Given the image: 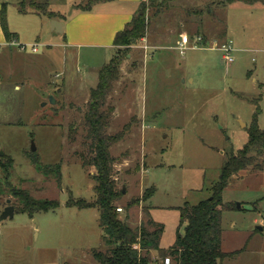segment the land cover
<instances>
[{
  "label": "rangeland",
  "instance_id": "obj_1",
  "mask_svg": "<svg viewBox=\"0 0 264 264\" xmlns=\"http://www.w3.org/2000/svg\"><path fill=\"white\" fill-rule=\"evenodd\" d=\"M21 1L0 0V6L8 5L9 29L20 36L16 46L0 45V160L4 155L13 159L11 185L60 205L32 217L14 213L0 220V264H98L92 250L107 249L99 210L68 207L66 201L69 191L88 202L96 199L94 169L83 164L82 155L89 156L84 114L99 69L88 68L94 81L80 85L86 64L74 53L65 54L62 36L51 32L53 20L20 13ZM36 1L60 12L56 18L86 2ZM144 7L145 39L131 46L107 98L114 106L108 132H123L110 148L117 188H125L116 202L122 208L119 218L128 216L136 227L147 221L144 210H151L164 226L160 245L167 248L175 240L178 207L209 198L229 152L247 142L256 102L264 128V0H146ZM196 36L202 41L195 43ZM189 38L181 52L179 42ZM35 43L38 50L32 51ZM223 43L232 45L231 62L223 58ZM100 50L87 54L105 64L108 49ZM32 151L44 165L62 163L61 184L37 170L29 158ZM257 161L263 162L264 154ZM151 187L155 192L144 201ZM8 199L16 202L0 167V214ZM222 199L234 207L222 211V251H243L219 264H264V163L235 175ZM130 200L136 202L126 208ZM152 258L158 259L157 252Z\"/></svg>",
  "mask_w": 264,
  "mask_h": 264
},
{
  "label": "trees",
  "instance_id": "obj_2",
  "mask_svg": "<svg viewBox=\"0 0 264 264\" xmlns=\"http://www.w3.org/2000/svg\"><path fill=\"white\" fill-rule=\"evenodd\" d=\"M99 1L108 0H86L85 4L79 3L76 7L90 10L92 5ZM233 1L237 0H226L228 3ZM27 5L34 13L45 15L50 19L58 16L57 12L48 9V3L36 0L19 2V12L27 13ZM7 7L6 2L1 4L0 26L6 41L12 42L18 35L9 29ZM147 25L144 2H141L132 19L116 33L113 44L117 51L114 56L98 70L97 83L90 89L84 114L86 128L84 145L88 147L89 156L82 155L83 164L94 169L92 177L95 181L93 189L96 199L88 202L84 198H75L69 191L66 206L80 209L97 207L99 210L101 238L107 249L92 250V256L98 264H165L166 258H171L174 264H219L224 259L234 258L243 251V248L233 252L222 251V211L234 208L223 202L222 193L235 175L250 166L253 169H261L263 166L264 161L261 163L257 161L258 157L264 154V128H260L258 124L261 108L256 102V111L246 128L248 140L242 148L236 151L232 149L227 155L221 166L219 178L211 188V198L194 205L185 202L183 206L178 207L180 221L172 245L167 248L161 247L164 226L151 217L149 210H144L147 215L146 223L142 222L136 227L129 223L128 216L125 219L119 218L116 202L122 198L123 192L117 188L116 178L113 176L116 158L111 154L110 148L122 139L123 132L114 134L108 132L114 106L107 103V98L113 90L114 82L120 76L122 61L127 57L131 46L146 36ZM29 158L38 171L53 175L58 184L62 183L61 162L44 165L35 151L29 154ZM2 159L0 167L5 173L6 186L16 199L13 203L15 213H26L32 217L38 212H47L59 207V201L56 199H39L32 196L28 190L11 185L8 179L13 159L8 155H4ZM154 192L155 187L146 189L142 199L144 201L150 199ZM135 202V200L128 201L126 208H130ZM152 251L157 252L158 259L152 258Z\"/></svg>",
  "mask_w": 264,
  "mask_h": 264
},
{
  "label": "crops",
  "instance_id": "obj_3",
  "mask_svg": "<svg viewBox=\"0 0 264 264\" xmlns=\"http://www.w3.org/2000/svg\"><path fill=\"white\" fill-rule=\"evenodd\" d=\"M144 1L146 0L99 1L93 4L90 10L77 8L76 5H78V3L74 4V11L69 16L63 15V17L49 18V21L53 20V23L58 21L61 24V31L54 34L55 30L53 27H55L56 24L52 23L53 27L51 26V32L54 36H62L63 41L60 46L66 49L65 54L67 55L68 51L70 53H74L77 62H84L86 64L85 68L87 69H85L84 73L79 78L80 85L82 83H90L91 80V83L94 81V78L89 75L88 68L92 71V69H99L102 65H104V63H101L103 58L96 59L88 56L87 53L95 49H101L100 52L104 53L106 48L108 49L107 53H109V58L111 59L116 52V46L113 44L116 33L126 26V24L132 19L133 15L138 11L140 3ZM31 13L34 12L26 14L29 15ZM17 35L18 36L15 40L7 42L0 26V45L16 46V44H18L17 40H20L18 33ZM34 38L35 41L40 40V36L38 34H35ZM143 39H145V37ZM36 45V43L32 45V48H36V50L32 49V51L38 50ZM48 47L52 46L48 45ZM26 48L25 44H20V49ZM103 55L104 54H102V56ZM63 82L65 83V79ZM15 89L20 90L21 86L18 83H15Z\"/></svg>",
  "mask_w": 264,
  "mask_h": 264
},
{
  "label": "built area",
  "instance_id": "obj_4",
  "mask_svg": "<svg viewBox=\"0 0 264 264\" xmlns=\"http://www.w3.org/2000/svg\"><path fill=\"white\" fill-rule=\"evenodd\" d=\"M198 41H202V37L200 36H196V38L194 39V42H198ZM190 43V39H185V40H181L179 42L178 47L180 48L181 52H183L186 48V45ZM33 50H36L35 47L32 48ZM221 50L224 51L223 54V58L227 61V62H231L233 61V57L231 55V52L233 50L231 43H223L222 47L220 48ZM118 211H121L122 208H117ZM169 258H166L165 261H167Z\"/></svg>",
  "mask_w": 264,
  "mask_h": 264
},
{
  "label": "water",
  "instance_id": "obj_5",
  "mask_svg": "<svg viewBox=\"0 0 264 264\" xmlns=\"http://www.w3.org/2000/svg\"><path fill=\"white\" fill-rule=\"evenodd\" d=\"M53 24H56L55 27H53V25H52V27L55 30L54 34H57L58 31H61V29H60L61 24L58 21H55ZM51 102H53V103L55 102V100L52 97H51ZM32 149L35 150L34 147ZM122 192L125 193V188H123ZM10 202H11V200L8 199L7 200L8 205L4 208V210L0 214V220H4V219H6L8 217H12L14 215L15 208H14V206L12 204H10ZM237 206L239 208L240 207V203H238ZM259 228L262 229V227H259Z\"/></svg>",
  "mask_w": 264,
  "mask_h": 264
}]
</instances>
